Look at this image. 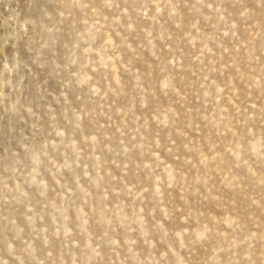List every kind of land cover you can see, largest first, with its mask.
Segmentation results:
<instances>
[{"label":"rangeland","instance_id":"rangeland-1","mask_svg":"<svg viewBox=\"0 0 264 264\" xmlns=\"http://www.w3.org/2000/svg\"><path fill=\"white\" fill-rule=\"evenodd\" d=\"M0 264H264V0H0Z\"/></svg>","mask_w":264,"mask_h":264}]
</instances>
